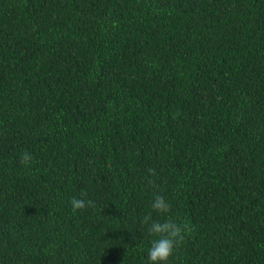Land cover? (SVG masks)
<instances>
[{
    "label": "trees",
    "instance_id": "16d2710c",
    "mask_svg": "<svg viewBox=\"0 0 264 264\" xmlns=\"http://www.w3.org/2000/svg\"><path fill=\"white\" fill-rule=\"evenodd\" d=\"M157 192L168 264H264V0H0V264H146Z\"/></svg>",
    "mask_w": 264,
    "mask_h": 264
},
{
    "label": "clouds",
    "instance_id": "9594fccd",
    "mask_svg": "<svg viewBox=\"0 0 264 264\" xmlns=\"http://www.w3.org/2000/svg\"><path fill=\"white\" fill-rule=\"evenodd\" d=\"M35 157L28 150L19 153V164L30 167L34 164ZM156 176L155 169H149L148 183L155 185L152 177ZM86 192L82 191L79 196L73 195L69 200V205L73 214L83 211L89 207H95L91 199H85ZM151 211L143 215L139 221L141 228H146L147 235L150 237V246L147 249L146 264H168L169 258L174 251L184 242L186 236L192 232L190 223L179 218L173 219L168 215L171 211V204L166 198L154 193L149 205ZM153 213L160 218H153Z\"/></svg>",
    "mask_w": 264,
    "mask_h": 264
}]
</instances>
